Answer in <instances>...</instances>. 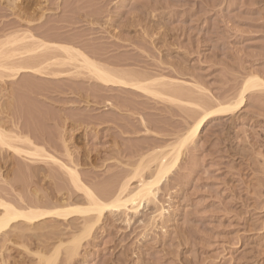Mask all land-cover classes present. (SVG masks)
Segmentation results:
<instances>
[{
    "label": "rangeland",
    "instance_id": "obj_1",
    "mask_svg": "<svg viewBox=\"0 0 264 264\" xmlns=\"http://www.w3.org/2000/svg\"><path fill=\"white\" fill-rule=\"evenodd\" d=\"M28 29L82 41L110 69L198 83L217 100L236 95L251 72L264 77V0H0V40ZM89 79L0 78V112L22 117L19 126L36 128L47 141L65 138L92 162L95 173L84 171L92 182L115 179L132 155L172 143L195 113ZM263 95L248 97L232 117L208 121L187 147L162 186L168 213L160 230L145 231L139 222L129 228L108 214L70 264H264ZM37 234L50 254L58 240ZM32 235L2 249L0 260L33 264L34 257H19L24 246H39ZM65 260L61 248L55 264Z\"/></svg>",
    "mask_w": 264,
    "mask_h": 264
},
{
    "label": "bare ground",
    "instance_id": "obj_2",
    "mask_svg": "<svg viewBox=\"0 0 264 264\" xmlns=\"http://www.w3.org/2000/svg\"><path fill=\"white\" fill-rule=\"evenodd\" d=\"M81 16L73 23L81 21ZM86 17L89 22L94 18ZM31 18L29 16V20ZM47 34L36 35L28 29L5 35L0 40V78L17 80L23 74L58 79L88 77L104 87L143 92L189 107L187 112H195L191 122L172 143L146 154L138 152L139 155H132V161L121 162L120 170L112 179L114 181L104 183L90 180L91 176L84 171L94 172V167L90 166L92 162L86 156L77 157L65 138L61 145L56 140L49 141L48 138L47 141V138L37 135L39 131L36 128L25 124V127L19 126L22 117L18 120L11 117L9 120V114L0 112L6 114L4 119H8L4 122L0 118V253L10 244L18 245L19 240L30 239V234L37 236L39 243L41 235L37 233L43 231L42 237L58 240V245L49 250L50 254L44 251L42 241L35 250L24 246L19 256L22 261L24 256H32L35 258L33 264H55L63 248L65 262L70 264L108 214L127 227L139 222L145 231L160 230L158 226L165 223L168 213L160 199L162 186L169 182L187 147L196 140L208 121L236 115L246 105L248 97L255 94V97L260 95L262 98L264 77L251 72L243 78L236 95L217 100L198 83L110 69L90 57L81 45L82 39L79 43L74 38H56ZM52 115L51 118H54ZM42 183L46 186L45 190L39 188ZM80 199L84 204H75ZM146 211L151 212L147 214ZM146 237L147 234L144 239ZM0 264L4 261L0 260Z\"/></svg>",
    "mask_w": 264,
    "mask_h": 264
}]
</instances>
